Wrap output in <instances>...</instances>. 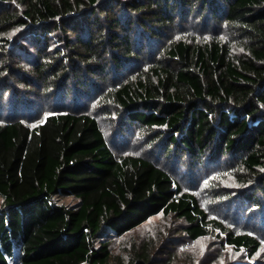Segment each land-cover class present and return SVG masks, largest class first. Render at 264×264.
<instances>
[{"label":"trees","instance_id":"16d2710c","mask_svg":"<svg viewBox=\"0 0 264 264\" xmlns=\"http://www.w3.org/2000/svg\"><path fill=\"white\" fill-rule=\"evenodd\" d=\"M0 40V264H172L176 246L213 228L260 252L259 236L208 218L156 161L116 157L91 113L62 107L34 125L13 115L31 96L106 101L152 130L163 157L221 164L243 202L264 208V0H0ZM21 55L28 67L10 63ZM159 213L186 226L113 253L114 238Z\"/></svg>","mask_w":264,"mask_h":264},{"label":"rangeland","instance_id":"374dc122","mask_svg":"<svg viewBox=\"0 0 264 264\" xmlns=\"http://www.w3.org/2000/svg\"><path fill=\"white\" fill-rule=\"evenodd\" d=\"M220 34L224 38H229L228 34L224 32H220ZM201 36H208V34H201ZM0 43L3 42L0 40ZM235 50L239 51L240 49L235 48ZM20 60V62L10 61V63L23 65L24 67L29 66L28 63H25L27 58L24 55H21ZM144 66L142 62L129 66L120 80L136 74L138 69ZM24 67L23 69H25ZM4 77L10 79L9 73L5 71L2 73L0 70V84ZM29 88L31 91H23L26 94L24 96L33 94L35 86L30 85V87L28 86ZM8 94V91L3 94V102L0 103L2 104L0 108L3 106V111L0 110V123L6 120L5 117L10 112L9 107L7 110L4 109ZM47 98L49 99L50 97ZM30 100L33 103L27 107H19L16 115H13L15 118L22 120L24 123L34 125L42 122L48 113L57 111L62 107H64V110L91 113L98 120L105 134L106 141L116 157L124 154H134L156 161L167 169L174 179H177L183 190H189L197 196L199 204L207 213L208 218L218 220L226 229L235 233L247 232L261 238L260 252L256 253L255 257L250 258L245 249L235 250L231 245L222 243L221 238L224 234L220 233L218 228L215 229L209 226L213 229H209L208 235L193 241H184L182 245L176 246L177 248L174 249L176 256L172 260V264H264L262 262L264 261V208L243 202L238 196V190H236L238 183L230 175L229 170V173H226V169L221 164L213 167L214 165L205 166L201 163L199 167L190 169L187 162H182L178 158L173 160L171 156H167L168 158L163 157L164 154L159 149V145L153 143L152 130L137 121L132 123L121 122L120 120L124 116L121 117L120 113H115L111 106L107 105L106 101L100 104L94 100L86 103L88 101L81 99V101L73 104L71 101L62 98L61 100L65 102V105H62L60 100L53 98L43 103L44 106H39L34 97L31 96ZM199 168H202L205 172L197 176L194 172ZM189 171L193 175L188 174ZM185 226L184 220L175 219L172 216L164 217L161 213L156 214L133 231L114 238L111 243L112 251L124 259L129 252H132L134 246L141 248L149 245L151 249H154V246L157 247L161 244V239L164 236L169 237V233ZM180 234L183 235L184 233ZM166 247L167 244L162 243L159 249L166 250Z\"/></svg>","mask_w":264,"mask_h":264}]
</instances>
